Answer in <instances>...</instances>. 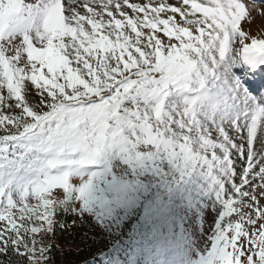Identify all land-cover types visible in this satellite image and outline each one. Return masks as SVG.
Instances as JSON below:
<instances>
[{
    "label": "snow or ice",
    "instance_id": "obj_1",
    "mask_svg": "<svg viewBox=\"0 0 264 264\" xmlns=\"http://www.w3.org/2000/svg\"><path fill=\"white\" fill-rule=\"evenodd\" d=\"M253 10L0 0V257L51 264L57 229L88 218L101 264H264Z\"/></svg>",
    "mask_w": 264,
    "mask_h": 264
},
{
    "label": "trees",
    "instance_id": "obj_2",
    "mask_svg": "<svg viewBox=\"0 0 264 264\" xmlns=\"http://www.w3.org/2000/svg\"><path fill=\"white\" fill-rule=\"evenodd\" d=\"M67 219L70 224L69 218ZM55 244L58 247L53 248L50 253L51 264H93L95 259H99L100 253L111 247L106 234L95 225V223L86 218L81 224L77 221L75 226H69L64 230L57 229L55 235ZM62 244H66L65 248H61ZM8 259L13 264H22L17 257H0L7 264Z\"/></svg>",
    "mask_w": 264,
    "mask_h": 264
},
{
    "label": "rangeland",
    "instance_id": "obj_3",
    "mask_svg": "<svg viewBox=\"0 0 264 264\" xmlns=\"http://www.w3.org/2000/svg\"><path fill=\"white\" fill-rule=\"evenodd\" d=\"M136 2V0H134ZM139 2H143V0H139ZM170 3H175V0H169ZM247 2V1H246ZM257 8L264 9V2L257 4ZM251 15L253 17L252 22L244 23L242 22V27L244 30L249 31L251 35H257V36H264V14H261L260 12H257L256 10H253L251 12ZM264 203V201H262ZM211 217L207 220L205 228L207 229V224L211 222ZM61 248H65L66 244H62L60 246ZM103 258L100 256L99 259H95L93 264H101V260Z\"/></svg>",
    "mask_w": 264,
    "mask_h": 264
},
{
    "label": "bare ground",
    "instance_id": "obj_4",
    "mask_svg": "<svg viewBox=\"0 0 264 264\" xmlns=\"http://www.w3.org/2000/svg\"><path fill=\"white\" fill-rule=\"evenodd\" d=\"M210 217H208V219H209Z\"/></svg>",
    "mask_w": 264,
    "mask_h": 264
}]
</instances>
